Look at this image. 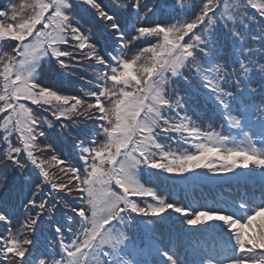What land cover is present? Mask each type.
<instances>
[{"label":"snow or ice","instance_id":"obj_1","mask_svg":"<svg viewBox=\"0 0 264 264\" xmlns=\"http://www.w3.org/2000/svg\"><path fill=\"white\" fill-rule=\"evenodd\" d=\"M0 209V264H264V0L0 8Z\"/></svg>","mask_w":264,"mask_h":264},{"label":"trees","instance_id":"obj_2","mask_svg":"<svg viewBox=\"0 0 264 264\" xmlns=\"http://www.w3.org/2000/svg\"><path fill=\"white\" fill-rule=\"evenodd\" d=\"M17 2V0H0V8H3L5 6L10 5L11 3H15ZM98 2H103V0H98ZM105 2L107 3V0H105ZM148 3H151V0H147ZM198 0H193V3H197ZM235 2V0H234ZM233 2V3H234ZM248 11L253 14L256 15L255 11L251 8L248 9ZM77 14L79 15V17L82 19V21L87 25H91L94 21L95 18L94 16L88 12L87 10L84 9H77ZM167 17H161L160 16V20L161 19H166ZM151 19H155V16H151ZM98 26V25H97ZM253 31H255V25L252 26ZM219 55L222 58L221 62L223 63L224 60L223 59H227V58H234V48L233 45L230 41L224 39L223 37L221 38L220 44H219ZM93 75L92 69H88L87 71H83L81 72V76L84 77V79H78L77 77H68L65 76L63 73H49L48 76L52 77L54 76L56 78L57 83H59L61 85V87H67L72 91H78L79 88H88L90 87V85H88L87 80ZM257 102H259V98H257ZM58 147L63 149L65 154H68V151L70 149V145L67 146L64 142H59L58 143ZM69 147V148H68ZM69 158H71L69 156ZM166 194V193H165ZM260 189L258 188V192L256 193V195H258L260 197ZM197 197L202 196L201 194L196 193ZM237 197L239 196V193L236 192ZM242 196H245L244 194ZM207 198L211 199L214 197V195L212 194H208L206 196ZM249 199H253L252 194H250L249 196H245ZM259 203V202H257ZM2 210V209H0ZM62 212L63 210H61V213L57 214V219H62ZM46 235H51L50 230L48 232L45 233Z\"/></svg>","mask_w":264,"mask_h":264},{"label":"rangeland","instance_id":"obj_3","mask_svg":"<svg viewBox=\"0 0 264 264\" xmlns=\"http://www.w3.org/2000/svg\"><path fill=\"white\" fill-rule=\"evenodd\" d=\"M231 2H234V0H231ZM80 89V88H79ZM160 187L161 189L167 193L168 191H170L171 189L169 188V186L167 184H165L163 181L160 182Z\"/></svg>","mask_w":264,"mask_h":264}]
</instances>
